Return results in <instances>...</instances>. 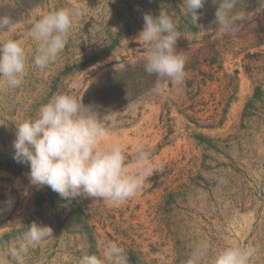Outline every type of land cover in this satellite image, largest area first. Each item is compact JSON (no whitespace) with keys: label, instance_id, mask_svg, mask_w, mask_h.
I'll use <instances>...</instances> for the list:
<instances>
[{"label":"rangeland","instance_id":"374dc122","mask_svg":"<svg viewBox=\"0 0 264 264\" xmlns=\"http://www.w3.org/2000/svg\"><path fill=\"white\" fill-rule=\"evenodd\" d=\"M217 7L205 0L193 22L183 0H0V15L15 22L0 39L20 41L28 57L19 88L0 79V249L36 222L54 236L25 264H80L109 241L128 264H187L200 243L208 245L202 264L230 246L254 248L249 264H264V0H240L248 19L234 35L219 33ZM60 8L82 15L56 62L39 69L31 21ZM160 10L178 23L177 51L187 58L179 90L161 82L166 99L152 91L157 77L144 71L138 38L143 15ZM58 94L104 118L105 139L126 146L127 164L142 142L162 170L116 207L32 185L29 166L13 159L15 126Z\"/></svg>","mask_w":264,"mask_h":264},{"label":"clouds","instance_id":"9594fccd","mask_svg":"<svg viewBox=\"0 0 264 264\" xmlns=\"http://www.w3.org/2000/svg\"><path fill=\"white\" fill-rule=\"evenodd\" d=\"M205 0H183L185 14L193 22ZM240 0H213L218 4L214 22L222 35H234L248 19L245 10H238ZM82 15L79 8H60L31 21L28 36L37 44L34 65L45 69L56 62L65 49L74 19ZM138 38L146 48L142 57L144 71L157 77L153 93L167 98L162 81L177 90L185 83L187 58L177 51L178 23L167 10L158 15L145 13ZM11 15H0V31L14 27ZM28 57L20 41L0 39V79L11 89L19 88L25 79ZM108 127L82 98L68 94L53 96L39 108L34 119L15 126L13 159L26 163L30 183L37 188L49 187L65 199L87 197L100 199L108 207H116L134 198L162 166L153 162L142 142L132 150V164L127 161L126 146L119 140L106 141ZM134 166L135 171L130 172ZM54 236L51 226L33 222L19 244L0 249V264H25L30 249ZM252 247L230 246L220 251L212 264H249L255 253ZM208 245L200 243L191 252L187 264H202ZM80 264H128L125 249L109 241L102 244V253L84 255Z\"/></svg>","mask_w":264,"mask_h":264}]
</instances>
